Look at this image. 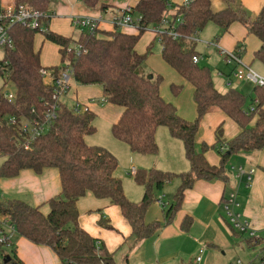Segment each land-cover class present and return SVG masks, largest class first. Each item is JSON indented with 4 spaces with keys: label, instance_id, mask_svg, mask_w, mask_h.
<instances>
[{
    "label": "trees",
    "instance_id": "1",
    "mask_svg": "<svg viewBox=\"0 0 264 264\" xmlns=\"http://www.w3.org/2000/svg\"><path fill=\"white\" fill-rule=\"evenodd\" d=\"M12 1L31 10L48 12L51 18L41 21V29L15 25L9 32L11 48L4 49L0 61V79L4 80L0 86V158H3L0 179L15 178L23 170L38 175L44 169L53 168L58 173L60 192L45 203L49 208L47 214L40 211L41 206L14 198L1 199L0 235L7 236V240L0 245L9 244L12 236H19L34 245L48 247L61 264H115L113 253L78 225L77 202L86 193L96 199H108L130 225L132 236L143 240L151 237L163 224L171 223L173 216L180 211L184 192L194 182L228 183L225 164L232 154L264 151V87L254 86L248 109L245 108L246 98L236 89L219 92L212 83L211 72L192 62L193 57L201 56L195 49L196 42L191 40L205 25L212 23L221 31L218 41L233 23L239 22L259 41L253 60L264 66V6L251 19L236 0H223L226 8L219 12L212 11L210 0H191L187 5L179 6L169 5L167 0H137L130 12L131 17L136 14L139 18L135 34L113 26L110 31L80 32L73 39L49 30V22L55 16L48 11L50 0ZM78 1L88 9L98 8L101 14L115 9V0ZM169 8L172 10L170 17L167 16ZM148 26H152L154 32L165 26L158 35L161 59L191 85L196 113L193 122L181 118L174 105L161 97V77L148 80L138 71L148 52L139 55L135 48ZM170 29L180 37L172 39L167 34ZM37 32L58 47V65L41 66L39 52L33 46ZM74 46H77L76 51ZM238 46L244 48L238 43L235 49ZM66 68L70 69L76 84L99 86L102 103L122 110L110 127L114 139L126 144L132 153L155 155L156 130L165 127L172 138L182 142L190 170L177 174L155 168L135 170L133 180L143 187L144 193L138 202L129 200L123 192L121 180L114 175L116 158L105 148L89 146L85 142V137L95 132V115L85 108L75 112L73 105L53 98L55 88L40 74L44 69L51 78H56ZM7 84L14 87L11 102L1 95ZM171 91L178 94L180 87L171 85ZM250 106H253L252 111ZM213 110L223 113L239 129L235 137L223 142L221 126L216 128L214 146L225 148L222 152L218 150L217 166L209 165L204 159L208 146L203 144L198 151L196 144L201 121ZM50 112L54 113V118L40 135L30 138L29 132L21 130L24 123L41 125ZM11 119H14L13 124ZM173 179H178L179 185L171 204L162 211V222L145 223L146 210L158 201V192ZM226 223L234 235L243 238ZM98 224L112 229L107 219L101 218ZM190 225L191 218L186 216L180 228L187 231ZM9 227L13 231L9 232ZM244 241L249 248H260L257 256L264 257V239L256 242L248 238ZM6 259L7 262L1 264H24L17 258L15 248Z\"/></svg>",
    "mask_w": 264,
    "mask_h": 264
},
{
    "label": "crops",
    "instance_id": "2",
    "mask_svg": "<svg viewBox=\"0 0 264 264\" xmlns=\"http://www.w3.org/2000/svg\"><path fill=\"white\" fill-rule=\"evenodd\" d=\"M55 1L56 3L53 10L50 11L55 17L50 20L48 28L50 31L64 38H72L71 34L73 27L71 19L73 17L101 18L102 23H100L99 29L110 31L113 27L111 25V19L116 13L127 6H134L137 2V0H128L124 8H121L117 7L115 0V9L101 14L98 8L88 9L78 0ZM183 1L184 0H167L169 5L172 6H179ZM212 1L216 3V8L223 7V4L217 2V0ZM238 2L252 17H255L264 6V0H238ZM61 24H64L66 28L64 27L63 29ZM164 27L162 26L161 30H163ZM121 31L128 34H135L136 32L134 28H122ZM153 34L155 38H158L154 31ZM240 36L241 35H236L231 38L232 43L230 46H234L233 50L238 43L242 44L244 47L242 43L244 38ZM219 41H221V38ZM259 45H257L256 49H258ZM56 49L58 52L59 49L57 46ZM230 49L231 48H229V50ZM34 50L37 51L35 46ZM40 64L43 67L56 66L47 61L43 63L40 61ZM60 99L69 104L71 102L69 106L78 103L86 107L95 116L102 118L109 125L117 121L122 111L119 107L107 103H105V106L97 104L98 101L102 103V90L99 86H82L76 84L73 80L70 82V89L66 96ZM164 101L166 100L164 99ZM263 107L264 105L262 106V111ZM178 115L183 118L179 113ZM215 115H217V122L225 116L221 112H217ZM206 116H208V114L205 115L204 118ZM222 123L218 125L221 126V129ZM238 131L239 129L237 127L235 129V134H237ZM162 136L165 137L164 134H162ZM201 143L207 145L203 140H199L196 143L197 147L201 146ZM88 145L92 146L94 144L88 143ZM263 154L264 151H261L258 155L252 156L253 160H256V168H253L254 174L249 186L247 188L244 185L239 186L245 191L243 193L242 202L238 201L242 212V219L247 222L258 235L264 232ZM204 159L211 166H217L219 163L218 158L215 160L213 156L211 157L207 154H204ZM131 169L135 170L133 167ZM114 175L119 179L116 174ZM177 181L175 183L173 182L174 186L172 187V192H170L171 195L175 194L174 192L179 185V180L177 179ZM234 184L235 183L231 181L230 187L232 188ZM169 189L171 190V188ZM59 192L60 183L58 173L56 169L53 168L44 169L42 173L38 175L30 170H23L15 178L0 179L1 199L14 198L28 202V204L32 206H41L40 211L43 214H47L49 211L45 203L49 199L57 196ZM225 197V187L222 182L198 180L194 182L190 189L184 192L180 211L173 216L170 224H163L160 229L147 239L136 240L132 236L130 225L120 215L117 207L113 206L108 199H96L91 193H86L84 197L80 198L77 202L78 225L91 237L100 240L105 248L113 253L115 264H195L194 258L198 256L199 250H203L200 264H220L222 256L226 255L228 251H231L232 248L237 245V241L241 239L240 236L233 234L227 226L225 217H222L223 201ZM138 198L139 197L132 201L138 202ZM155 204L156 203L150 205L144 214V222L147 224L160 221L158 218L151 221L149 219L151 208ZM186 216L191 218V225L187 231H182L180 225ZM101 218L107 219L112 229L100 227L98 222ZM242 241L244 240L242 239ZM244 242L247 245V242ZM14 245L17 258L24 264H61L56 255L48 247L34 245L19 236H16L14 239ZM247 247L249 246L247 245ZM189 255H193V257L191 261L187 262Z\"/></svg>",
    "mask_w": 264,
    "mask_h": 264
},
{
    "label": "rangeland",
    "instance_id": "3",
    "mask_svg": "<svg viewBox=\"0 0 264 264\" xmlns=\"http://www.w3.org/2000/svg\"><path fill=\"white\" fill-rule=\"evenodd\" d=\"M128 0H116L117 7L125 6V3ZM211 9L213 12H219L226 8V4L223 0H217V2L222 3V8H216V3L210 0ZM238 2V0H236ZM55 0H50L48 11L53 10L55 5ZM174 5V4H173ZM233 9L236 10L237 7L234 4ZM246 11V10H245ZM167 16L170 17L172 10L169 8ZM247 15L252 19L253 17L247 12ZM63 17V16H62ZM133 19H137L136 14H132ZM61 26L66 28V26L61 24ZM153 27L148 26L142 36L140 37L136 50L139 55H146V60L144 64L138 70L139 73L147 76L161 77L162 81L160 83V94L168 102L176 107V111L185 119L187 122H193L195 120V106L193 102V90L191 85L184 81L172 68L164 63L160 55V43L158 38L154 37ZM80 34V30L72 28V38L76 39ZM220 29L212 24L208 23L205 27L198 32L196 35V51L202 57L199 65L206 67L211 72L212 83L214 87L219 92H224L227 88L236 89L246 98V106L250 104V95L253 94L254 85L249 82H237L233 79L234 64H228L225 59V54L233 50V45H231V38L236 35H241L240 37L244 38L242 42L244 48L242 50V59L243 61L250 66V68L258 75L264 77V66L258 61L253 60V52L256 51L259 41L253 35L247 33L245 27L237 22L233 23L226 34L221 37V41L216 39L220 36ZM209 45V46H208ZM34 46L37 51L40 53V61L43 63L47 61L53 65L59 64L58 52L56 45L46 41L41 32H37L34 36ZM229 48H231L229 50ZM229 77V78H228ZM231 79L232 84L230 87H226V82ZM4 80L0 79V86ZM171 85L180 87V92L175 94L171 91ZM3 90L6 93L14 92V87L11 84H7L3 87ZM68 105L70 104L67 103ZM98 105L105 106V103L101 101L97 102ZM101 106V107H102ZM264 111V107H263ZM218 111L213 110L208 113L200 124V133L198 137L199 140H203L205 144L208 145V149L204 154L208 156H213L215 160L219 159L218 145L214 146V134L216 128L222 122L223 136L222 141L228 142L236 134L235 129L237 126L230 121L226 116L223 117L219 122H217V113ZM219 113V112H218ZM252 120V124H253ZM95 132L92 135L85 137V142L93 143L92 146H100L109 151L117 160V169L116 175L122 182L123 192L129 200L137 199L141 200L144 189L143 187L138 186L133 180V174L129 170L133 167L136 171L139 170H151L153 168L160 169L162 171H168L171 173H181L188 172L190 170L189 164L185 158L183 144L180 140L172 138L168 132V129L165 127H159L155 133V141L157 145V153L155 155H142L132 153L129 147L114 139L111 135L110 127L106 121L98 116H95L94 122ZM165 135V137L162 136ZM172 142V143H171ZM200 145H203L202 143ZM199 147H197L199 151ZM258 155L255 152H239L232 154L225 164V174L229 179V182L224 184L225 187V196L230 192L231 185L230 182L235 180L233 178L232 167H242L245 170L251 168H256V160H253L252 156ZM264 155V154H263ZM252 158V159H251ZM3 161V158H0V164ZM219 162V160H218ZM174 169V170H173ZM177 179H173L172 183L165 185L162 191L158 192V198H161V203L153 205L150 212V221L158 218L162 222V211H164L169 204L172 202V192L173 184ZM174 182V183H173ZM178 182V181H177ZM221 182V181H220ZM235 186V184L233 185ZM171 188V190L169 189ZM244 189L238 187V201L242 202ZM175 193V192H174ZM167 195V196H166ZM157 198V199H158ZM3 199V198H2ZM1 200V198H0ZM23 201V200H22ZM25 202V201H24ZM136 202V201H135ZM28 203V202H26ZM224 217V214L222 215ZM148 222V220H147ZM7 233H9L7 231ZM16 236L11 237V242L9 244L0 245V264L5 260L7 256L11 255L12 248H15L14 239ZM248 239L246 235H243V238L237 241V245L232 248L231 251H228L226 255L222 256L220 264H236L237 261H240L242 264H260L259 257L257 252L260 248L251 249L247 247L244 241ZM245 243V244H244ZM193 255H189L187 262L191 261ZM195 260V258H194ZM195 263V262H194Z\"/></svg>",
    "mask_w": 264,
    "mask_h": 264
},
{
    "label": "built area",
    "instance_id": "4",
    "mask_svg": "<svg viewBox=\"0 0 264 264\" xmlns=\"http://www.w3.org/2000/svg\"><path fill=\"white\" fill-rule=\"evenodd\" d=\"M191 0H184L181 5H187ZM117 12L116 15L111 19V25L118 28H134L136 23L139 21V18L133 19L130 15L131 7L127 6L124 9ZM55 17V16H54ZM51 18V14L44 11H35L25 7L22 4H16L12 0H0V61L3 58V52L5 48H11V37L10 30L15 25H20L22 27H27L32 30L41 29L40 23L43 20ZM53 18V17H52ZM164 22V20L162 21ZM102 23L101 18H87V17H73L71 19V24L73 28L79 29L80 32H86L88 34L95 33L99 29V25ZM165 24V22H164ZM164 30L155 31L157 36ZM167 34L172 37V39H177L180 37L172 29L167 31ZM159 37V36H158ZM196 37H191V40L196 42ZM73 50H77V46L73 47ZM242 50L241 46H238L231 52L225 54V59L228 64H234L233 79L236 81H247L253 84L256 87H264V77L256 74L249 65L245 64L242 59ZM202 60V57H193V63H199ZM40 74L44 79L51 82V85L55 88V99L60 100V98L65 97L70 89L71 71L69 68L63 70L56 78H51L49 72L41 69ZM229 78V77H228ZM232 84L231 79L226 82V87H230ZM2 97L8 102L13 101V92L6 93L2 90ZM256 104L257 102L254 101ZM85 108L78 103L73 104V109L75 112L80 109ZM249 110H253V106L249 107ZM54 118V113L50 112L45 117V121L38 125L34 123L29 125L27 123L22 124L21 130L23 132H29L30 138H34L41 133H43L51 123ZM10 123H14V119L10 120ZM219 150L222 152L225 150L224 147H219ZM233 172V178L235 180V186L230 189V192L226 195L223 201V214L226 221L232 227L234 231L239 234L246 235L247 238L255 240L256 242L264 239V232L261 235H258L251 226L242 219V212L240 210V204L238 202V187L244 185L246 188L249 186V183L254 174V169L249 168L248 170L243 169L242 167L231 168ZM135 170L131 169L130 173L134 174ZM161 198L158 199L157 203H161ZM9 232L13 231V228H7ZM7 240V236L0 235V243H4ZM203 250H199L198 256H196L194 262L195 264H200L202 261ZM260 264H264V257L261 259L259 257ZM236 264H242L240 261H237Z\"/></svg>",
    "mask_w": 264,
    "mask_h": 264
},
{
    "label": "water",
    "instance_id": "5",
    "mask_svg": "<svg viewBox=\"0 0 264 264\" xmlns=\"http://www.w3.org/2000/svg\"><path fill=\"white\" fill-rule=\"evenodd\" d=\"M147 79H148V80H151V79H152V76H147ZM4 262L6 263V262H7V259L4 260Z\"/></svg>",
    "mask_w": 264,
    "mask_h": 264
}]
</instances>
